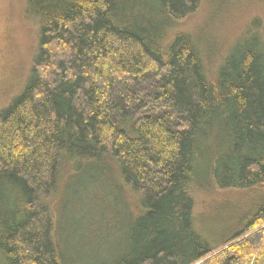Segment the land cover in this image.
Wrapping results in <instances>:
<instances>
[{
  "label": "trees",
  "instance_id": "obj_1",
  "mask_svg": "<svg viewBox=\"0 0 264 264\" xmlns=\"http://www.w3.org/2000/svg\"><path fill=\"white\" fill-rule=\"evenodd\" d=\"M201 3L27 0L37 50L0 110V264H78L54 240L66 167L68 188L86 173L137 203L109 264H264L263 25L212 59L183 24Z\"/></svg>",
  "mask_w": 264,
  "mask_h": 264
},
{
  "label": "rangeland",
  "instance_id": "obj_2",
  "mask_svg": "<svg viewBox=\"0 0 264 264\" xmlns=\"http://www.w3.org/2000/svg\"><path fill=\"white\" fill-rule=\"evenodd\" d=\"M26 2L27 0H0V110L24 87L37 50L38 25L26 15ZM254 17L261 19L264 35V0H202L198 10L183 24L202 36L208 45L210 57L216 59L229 43L243 35ZM65 169L62 170L58 188L51 201L57 229L54 240L59 242L60 248H66V252L78 264H109L123 251L121 242L126 234L121 222L119 229H115L118 224V219L114 223L115 218L119 214L122 216L120 220L126 218V208L135 216L137 203L125 191L117 205L118 194L112 189L113 184L111 187L107 186L108 182L101 186L102 189L98 185V189L94 188L93 185L89 190L84 187L88 184L86 173L76 181L72 180L68 188L69 168ZM66 191L68 195L63 198ZM211 198L216 202L213 213L220 223L218 217L227 213L230 215V207L223 206L222 198L214 199L209 192L201 194L200 207L203 208ZM63 200L66 202L64 206ZM113 223L115 228H112ZM108 228H112L109 233L105 231ZM256 229H263L264 237V224ZM91 237H95L91 244L83 241L88 239L91 242Z\"/></svg>",
  "mask_w": 264,
  "mask_h": 264
}]
</instances>
